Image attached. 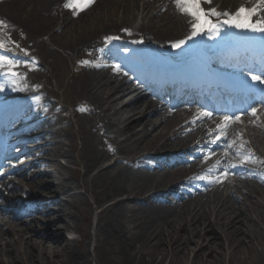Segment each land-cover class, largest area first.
I'll use <instances>...</instances> for the list:
<instances>
[{"label":"bare ground","instance_id":"bare-ground-1","mask_svg":"<svg viewBox=\"0 0 264 264\" xmlns=\"http://www.w3.org/2000/svg\"><path fill=\"white\" fill-rule=\"evenodd\" d=\"M199 1L200 9L196 8V0H0V30L4 29L9 36L21 37L23 41L22 55L14 57H30L27 61L35 67L43 64L39 57H60V63L65 64L77 53L84 64L70 84V87L77 84V101L72 106L82 129L71 140V158L82 165V180L72 175L63 177L54 170L57 162L30 163L34 168H44L33 175L36 180L29 184L31 191H37L42 198L51 194L63 197L50 203L43 201L35 207L43 209V218H35L31 224L48 229L55 227L59 237H50L47 232L25 238L31 225L23 223L16 229L0 224V264H90L87 243L81 244V251L78 245L73 249L66 238V233L78 230L82 220L78 215L85 211L86 219H90L92 212L85 198L69 196L73 190L95 195L100 211L98 228L106 235L97 241L117 244L120 264H165L168 261V264H182L183 258L189 260L191 245L196 249L191 264H217L216 257L221 264H226L227 251L228 264H233L238 251L235 243L241 241L240 236L249 237L261 247L258 261L264 262V232L256 233L246 224L264 227V220L259 223L254 219L253 207L246 205L247 200L256 196L260 202L257 200L254 205L264 207V160L260 157L253 160L241 149L236 134L238 119L231 117V122H223L213 132L208 126L209 116L185 122L191 115L203 114L183 96L184 92L195 89L190 84L181 85L183 104L164 111L168 90L159 91L155 83L143 80L144 76L157 79L159 74L179 78L187 71L196 73L200 63L189 55L195 51L230 77L256 85L262 83V78L244 73L240 62L234 58L233 52L241 49V45H234L231 40L225 44L220 41L224 40L222 30L248 37L263 36L264 30L260 27L264 25V0ZM243 6L255 10L246 13ZM123 8L131 10L123 14L120 11ZM136 13L142 20L148 19L147 25L132 27ZM54 26H59L60 41L56 40L59 36ZM70 30L75 34L62 40V35ZM116 32L128 40L151 45L164 56H153L145 46L129 53L124 45L120 51L122 62L114 68L115 55L103 41ZM137 51L142 55H136ZM132 53H135V60L131 58ZM4 59L0 53V158L10 153L5 152L9 136L4 130L12 125L16 134L30 131L37 134V141L45 144L39 148V155L65 156L64 140L70 134L65 125L68 118L53 117L48 122L44 113L37 112V102H30L31 99H39L42 107H49L41 101L44 89L23 85L17 63L12 65L15 77L5 74L1 69ZM177 65L180 69L175 68ZM122 72L130 76L125 77ZM257 74H264V70ZM134 81L136 88L130 87ZM217 81L221 83L218 77ZM144 89L148 91V99L144 98ZM194 95L201 102L198 94ZM214 99L217 101V97ZM18 101H24L26 107H9ZM257 101L263 106L259 109L261 105H257L250 111L247 103L243 111H248L242 114L243 118L256 119L260 110L264 111V97L260 96ZM202 109L207 111L208 107L202 106ZM211 111L213 116L217 114L212 108ZM22 116L24 119L18 122ZM256 121L264 133V126H258L259 120ZM216 136L219 140L211 143ZM257 138L259 135L253 136L254 141ZM77 139L79 147L74 149ZM185 148H188L186 152L174 159L159 158L161 154ZM154 158L163 163L168 160L173 165L184 161L189 164L167 166L158 171L156 162L151 161ZM213 159L215 165L199 175L202 181L188 179L200 163L204 165ZM233 160L250 162L254 168L244 170L239 163L233 164ZM24 173L21 170L19 175ZM31 179L27 176L22 180ZM0 184L7 190L17 191L18 188L12 181L0 179ZM229 185L236 190L224 194ZM184 186H192L194 190L189 191L190 195L176 197L175 201L167 203L166 197L184 190ZM243 192L244 198H238L237 193ZM20 193L26 194L22 186ZM0 200L7 202L1 192ZM131 204L145 205L140 208L139 217L130 210ZM24 239L29 241L20 248ZM163 245L167 251L161 248ZM95 252L99 261L106 258L107 253L101 246H97Z\"/></svg>","mask_w":264,"mask_h":264},{"label":"rangeland","instance_id":"rangeland-1","mask_svg":"<svg viewBox=\"0 0 264 264\" xmlns=\"http://www.w3.org/2000/svg\"><path fill=\"white\" fill-rule=\"evenodd\" d=\"M79 5V4H78ZM133 10V7H130ZM129 9L128 11H130ZM123 14H127L128 11L126 8H123L120 10ZM155 13L152 14V17ZM129 15V14H128ZM137 17L135 20H133L132 27L137 28L140 26L147 25L148 19L142 20V17L139 16V14H135ZM164 15V14H163ZM172 15V12H171ZM166 16V15H165ZM150 17V18H152ZM55 31L58 32L59 26H54ZM0 34L2 36V39L0 40V52L5 56V59L1 62V69H3L4 73L9 75L10 77H15V73L12 71V65L13 63L18 64V68L20 73L22 74V80L24 82L23 85H29L31 88H42L44 89V94L42 96V100L48 104L49 107L44 108L42 105H40L39 99H31L30 102H37L36 105V111L39 113H44L47 116L48 122L51 121L53 117H56L58 119H64L68 118V122L65 124L67 128V132L70 133L65 141V156L58 157L55 154H51L48 156L45 155H38V150L40 147L44 146L45 144L43 142H39L36 140L38 137L37 134L34 132L32 134H26V138L22 141H18L19 138H16L18 135H15L11 132V138L12 140L11 144L9 146H13V156L15 155L17 157V160L15 161L17 164L15 171H11L9 175L7 176V180H4L3 182H9L12 181L15 183L18 188L17 191L13 190H7L5 187L1 184L0 186V192L2 197H4L7 202H1L0 201V224L2 227H10V228H20L22 224L24 225H31L30 229L27 231L26 234H29L28 236L25 234L24 237L30 238L32 234H44L47 233L48 236H52L53 238L59 237V234H57L56 228L50 227L43 228L39 224L35 223L34 225L31 224V220L35 221V218H43L42 215V208L36 209L35 207L39 206L40 204L44 202L50 203L52 201L61 200L63 197L51 194L48 197L42 198L39 197L37 194V191L29 188V184L34 182L36 171H43L44 168L42 167H32L30 163L35 162H45V161H51V162H57L56 166L54 167L55 171H59L60 174L63 177H68L69 175H72L77 180H82L84 171L82 168V165L80 163H74V158H71V140L75 138L78 133L82 132L81 125L77 123V118L75 117V111L73 108V104L76 103L77 97V84L74 87H70L71 82H73V77L79 73V70L84 68L81 59L77 53H74L68 60L65 61V64L62 62L60 63V57H39L42 60V66H35L33 67V63L30 61H27L30 57L24 56V57H14V55H22L20 51V47L23 45V41L21 40V37H16L14 35L9 36L7 32L4 29L0 30ZM74 32L70 30L67 31L62 35V40H68L69 37H71ZM57 41H60V31L58 32V35L56 33ZM55 42V41H54ZM104 44H111V47L116 55L115 59V65H119L121 63V56L119 53L120 44L122 43H129L126 39H122L121 35L118 34V32L114 33L111 37H105V40L103 41ZM130 48L138 47L136 43L132 42L130 43ZM147 49H150V46H146ZM57 48V47H55ZM60 52V49H59ZM159 51H153V54H158ZM64 57L66 54L62 53ZM21 102V103H19ZM16 103V106H23L25 102L19 101ZM35 102V103H36ZM70 103V105L68 104ZM27 105V104H26ZM95 115L93 116V118ZM153 118V116L151 117ZM23 119V118H22ZM158 119V118H157ZM158 122V120H157ZM249 123L247 124V126ZM246 127V126H244ZM176 129V128H175ZM140 131L141 128H138ZM246 131V130H245ZM246 137L245 140L248 141L249 145L253 147V149L258 150L263 154L264 157V137H261L258 141L257 147L253 146L248 131L245 133ZM121 139V138H119ZM79 142L78 139L74 141V149H78ZM33 153V155H28L29 153ZM172 154H167L165 157H169L173 155L175 157L179 152H171ZM259 154V152H258ZM159 158H163L162 154L159 156ZM152 161L157 162V169L159 171H163V168L165 165L158 161L157 159H152ZM8 163H13L12 158L7 159ZM186 164H189L186 162ZM215 162L207 163L204 168H201V164L197 167V169L189 176V177H195L198 174H201L202 172L209 170ZM11 165V164H10ZM8 165V168L11 167ZM7 168V166L5 167ZM4 168V169H5ZM201 168V169H200ZM248 168V167H243ZM21 170H24L26 173L25 175H19ZM31 177V181L23 182L24 177ZM195 179V178H194ZM201 181L202 179L199 178ZM20 186V187H19ZM22 186V191L26 192L24 195L23 193H20ZM188 187H185L184 190H180L177 193H172L171 195H168L166 198L167 203L173 202L176 200L175 197L182 196V191H186ZM236 190L235 186L230 185L229 187L225 188L224 194H226L229 190ZM7 190V191H6ZM70 195H80L81 197L86 199L87 206L90 210H92L90 214V219H86L85 215L86 212H82V214H79L78 217H82V220L79 223L78 230L71 231L70 233H66V238L72 243L73 249H77V245L79 250L82 251L81 244L87 243V248L89 251V260L90 264H120V253L117 248V244H114V242L111 241L109 245L103 244L100 241H97L99 237L102 239L106 238V235L100 231L98 228V216L100 211H98V206L95 204V195L91 192H85L84 190H73ZM238 198H244V192L243 193H237ZM259 201V198L254 196L249 201H246V205L250 208L253 207L252 211V217L254 219H257V221L264 220V207H257L255 206V202ZM14 201V204H13ZM253 202V203H252ZM163 204V203H162ZM264 204V201H263ZM136 206V207H135ZM131 204L130 210L133 211L134 215L140 216V208L145 207V205H136ZM31 212H28V211ZM42 212V213H41ZM211 220L214 222V217L211 218ZM14 224V225H12ZM247 225L250 226V229H254L256 233L264 232L263 226L256 227L253 225H250L249 222H246ZM218 233H222V230L217 229ZM11 239V237L9 238ZM8 239V240H9ZM113 239V238H112ZM241 241H237L235 243V248H237V253L233 257V264H264L259 263V254L262 252L261 247L257 246V243L254 241H251L252 239H249V237L240 236ZM29 241L28 239H24L21 243L20 248H24L25 242ZM251 241V243H250ZM254 245L251 246V244ZM31 243V242H30ZM35 243V242H34ZM101 246L103 250L106 251L107 255L106 258H102L100 261L97 258L96 247ZM248 247H250L248 251ZM163 250L167 251V247L163 245L161 247ZM192 250L189 253L188 261L183 258L182 264H191L194 261V253L196 252L195 246L191 245ZM0 249H2V246L0 245ZM194 250V253H193ZM102 250L100 249V252ZM227 254V255H226ZM225 256L226 258V264L229 262V251H227ZM218 260L217 264H221L219 261V257H216ZM4 262H7V259L3 257ZM211 260V259H210ZM109 261H114V263H109ZM169 261L165 264H168ZM201 264V263H200Z\"/></svg>","mask_w":264,"mask_h":264}]
</instances>
